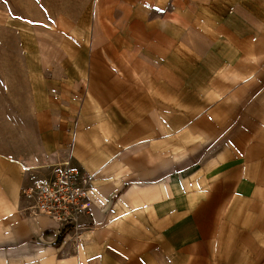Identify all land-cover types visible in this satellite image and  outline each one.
Listing matches in <instances>:
<instances>
[{
  "label": "crops",
  "instance_id": "0c3cea01",
  "mask_svg": "<svg viewBox=\"0 0 264 264\" xmlns=\"http://www.w3.org/2000/svg\"><path fill=\"white\" fill-rule=\"evenodd\" d=\"M94 2L89 60L31 80L49 155L0 151V264H264V0ZM65 148L88 226L57 241L21 191Z\"/></svg>",
  "mask_w": 264,
  "mask_h": 264
},
{
  "label": "rangeland",
  "instance_id": "374dc122",
  "mask_svg": "<svg viewBox=\"0 0 264 264\" xmlns=\"http://www.w3.org/2000/svg\"><path fill=\"white\" fill-rule=\"evenodd\" d=\"M94 3V0H0V151L14 154L16 147L22 146L27 152L33 145L37 149L36 155H49L44 153L47 150L41 149L44 136L40 138L33 132L34 119L29 101L31 80L37 76L44 80L46 77L61 80V74L78 72L55 69L50 63L89 60L84 49L96 45L94 32L99 25L94 20ZM79 13L82 16L87 13L85 22ZM41 65L52 69L33 70L38 66L42 68ZM69 150H56L57 156L41 159L33 166L31 184L34 179L46 178L56 169H62L65 161L71 164ZM28 204L24 206V212L37 214L28 211ZM80 231L75 234L68 230L66 233L71 240H76Z\"/></svg>",
  "mask_w": 264,
  "mask_h": 264
},
{
  "label": "built area",
  "instance_id": "2783aa9c",
  "mask_svg": "<svg viewBox=\"0 0 264 264\" xmlns=\"http://www.w3.org/2000/svg\"><path fill=\"white\" fill-rule=\"evenodd\" d=\"M65 161V160H64ZM46 178L34 179L30 186L22 188V196L29 200L28 211L47 216L55 221L57 228H86L80 217L88 212V186L75 180L70 161L63 163Z\"/></svg>",
  "mask_w": 264,
  "mask_h": 264
},
{
  "label": "trees",
  "instance_id": "16d2710c",
  "mask_svg": "<svg viewBox=\"0 0 264 264\" xmlns=\"http://www.w3.org/2000/svg\"><path fill=\"white\" fill-rule=\"evenodd\" d=\"M65 229L66 228H64L62 231H60V233L58 234V237H57V241L61 240L64 237Z\"/></svg>",
  "mask_w": 264,
  "mask_h": 264
}]
</instances>
